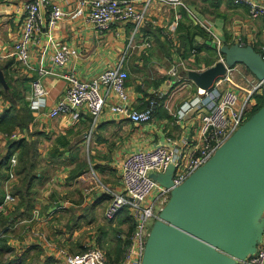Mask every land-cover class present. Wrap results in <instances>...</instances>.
Listing matches in <instances>:
<instances>
[{"label": "crops", "instance_id": "crops-1", "mask_svg": "<svg viewBox=\"0 0 264 264\" xmlns=\"http://www.w3.org/2000/svg\"><path fill=\"white\" fill-rule=\"evenodd\" d=\"M82 1L85 3L83 8L88 9L89 0H48V3L49 6L58 4L65 11H71ZM183 1L184 5L176 7L151 2L145 11L144 21L136 31L132 22L114 21L109 29L101 32L82 16H76L62 18L55 29L48 32L45 19L41 30L30 39V61L26 66L19 63L13 54V44L22 26L24 0H0V72L4 78L0 85L5 84L10 92V96H4L3 103H0V117L7 108H27L30 118L22 120L12 132L17 133L15 139L35 143L30 153L36 158L32 167L35 178L30 190L33 208L15 220L7 237L13 251L21 254L28 251V254H32L33 264H58V261L63 264L58 254L60 249L77 253L89 243H94L96 247L99 245L108 259H113V250L107 249L111 243L115 245L113 230L119 229L130 237L134 227L129 231L128 220L122 211L114 219L104 217L109 195L102 191V186L117 190L122 188L120 161L131 150L162 142L166 135L179 139L197 134V119L192 124L188 119L178 120L175 117L174 123L160 110L149 123L141 125L109 112L107 107L94 126L93 118L85 108L71 114L49 117L48 110L67 88L68 81L64 74L74 73L81 79L89 80L106 68L120 65L126 73L125 84L130 103L135 108H142L152 89L164 87V82L157 88L149 87L145 82V76L152 74H143L145 67L149 71L153 68L155 72L163 69L160 64L162 56L151 53V49L155 45L164 48L167 43L165 39L171 36L172 43L181 47V40L175 30L170 36L164 33L169 31L175 12L180 11L182 14L183 10L192 23L199 24L212 36L211 44L216 43L219 37L222 46H230L241 37L257 53L264 45V17H250L246 4H234L231 0ZM135 4L137 9L142 8L141 0H135ZM44 12L46 17L47 12ZM146 38L151 40L149 47L144 44ZM196 38L199 42L203 41L199 36ZM56 42L68 44L77 50L76 55L63 66L52 63L51 55ZM178 48L164 58L169 63L172 59L170 67L176 66L180 76L184 70L203 69L219 59L220 48L215 54L202 49L198 55H194V50L177 52ZM233 65L237 73L234 72L233 79L225 86L241 93L245 85L240 83H245L243 80L246 81L250 76L257 78L260 65L244 49L237 53ZM39 67H46L52 73L41 76L48 91L44 104L39 109H31L27 97L31 91V80L38 77ZM164 72L166 70L154 74L164 76ZM238 73L242 75L241 80H236ZM168 78L170 84L167 85L166 94L175 84L171 77ZM91 127L92 132L87 141L85 134ZM7 140L0 138L2 154L7 150ZM121 141L123 144L120 145ZM18 152L16 150L14 153ZM89 171L94 172L95 180L85 183ZM5 184L3 179L1 188L4 193ZM18 202L19 197L14 204ZM35 247L38 249L37 255L34 254Z\"/></svg>", "mask_w": 264, "mask_h": 264}, {"label": "built area", "instance_id": "built-area-1", "mask_svg": "<svg viewBox=\"0 0 264 264\" xmlns=\"http://www.w3.org/2000/svg\"><path fill=\"white\" fill-rule=\"evenodd\" d=\"M153 1L171 7L184 5L183 0H141L142 8L137 9L135 0H89L88 9L83 8L85 3L82 1L75 9L65 11L58 4L49 6L48 0H24L21 30L13 44L14 57L19 63L29 65L30 39L41 30L45 19L48 32L55 29L62 18L76 16H82L87 23L101 32L109 29L114 21L132 22L134 31H136L144 21L147 7ZM231 1L234 4H246L249 16L252 18L264 17V0ZM44 11L47 12L46 17ZM181 17L180 11L175 12L169 31L165 32V35H172ZM216 41L221 45L219 37ZM144 44L149 47L151 40L146 38ZM234 44L247 45L241 37L237 38ZM76 53L77 50L74 47L56 42L51 55L52 63L56 66H63ZM218 53V60L224 61V57L220 55V52ZM258 53L264 61V45ZM167 72L170 76L181 80L176 66L170 67ZM234 72V65H226L225 74L216 79L210 88L197 87V95L180 105L177 119H188L192 124L197 119V134L179 139L166 135L162 142L131 150L120 161L122 188L117 190L107 185L102 186V189L109 195L104 217L108 220L114 219L124 208H127L137 223V228L133 230L130 241L124 244L123 256L111 262L103 250L96 246H87L77 253L60 249L58 254L63 264H142L151 231V229L146 231V221L150 218L161 219L156 214V208L162 211L171 197V191L182 185L198 168L205 165L243 124L248 118L249 107L254 103V95H264V77L257 78L250 87L245 88L243 95L237 89L223 85V82L226 84L233 79ZM37 73L38 77L31 80V91L27 97L31 109H39L44 104L48 91L41 76L52 73V71L46 67H39ZM63 76L68 81L67 88L48 110V116L71 114L80 108H85L93 118L92 126L95 125L106 107L109 112L120 115L135 125L147 124L155 116V111L159 106L158 99L167 93L163 88L152 89L145 105L142 108H135L130 103L125 84L126 73L120 65L106 68L89 80L81 79L74 73H67ZM0 103H3L1 93ZM91 132L92 127L85 134L87 141L90 139ZM16 135L17 133L14 132H0V138H14ZM17 162V154L12 153L7 163L8 176L5 183L16 178ZM166 175L170 178L169 185L161 182ZM15 200L16 196L6 190L0 201V212L10 209ZM262 227L261 238L256 244V250L243 258L232 256L236 264H264V211ZM119 235L125 238L123 233Z\"/></svg>", "mask_w": 264, "mask_h": 264}, {"label": "water", "instance_id": "water-1", "mask_svg": "<svg viewBox=\"0 0 264 264\" xmlns=\"http://www.w3.org/2000/svg\"><path fill=\"white\" fill-rule=\"evenodd\" d=\"M246 50L264 77V61L251 45L222 46L224 61L181 73L197 87L210 88L226 65ZM0 81L4 78L0 72ZM162 183L169 185L166 175ZM264 211V102L214 156L171 197L151 228L142 264H236L232 256L252 253L262 234Z\"/></svg>", "mask_w": 264, "mask_h": 264}, {"label": "trees", "instance_id": "trees-1", "mask_svg": "<svg viewBox=\"0 0 264 264\" xmlns=\"http://www.w3.org/2000/svg\"><path fill=\"white\" fill-rule=\"evenodd\" d=\"M182 15L183 17H181V19L178 21L175 29V32L178 34L181 40V47H177L178 51L185 53L187 50L189 52L195 50L194 55H198L200 50L205 49L207 53L215 54L216 43L211 44L212 36L208 34L199 24L192 23L187 18V14L184 10ZM184 18L187 21L184 20ZM197 36L203 38V41L199 42V40L196 38ZM7 93L10 94V92ZM7 93L5 96L9 97ZM257 97L258 106L255 105L251 115L263 105L264 95L257 94ZM21 110L24 112L19 113L18 108L16 107H13L12 109H5V113L0 117V130L2 132L11 133L15 126H19L21 124L22 120L25 118H30V113L28 112L27 108H25V106H23ZM6 146L7 150L4 154H2L0 151V201L4 196L1 184L3 179H5L7 176L8 159L12 153L18 150V162L15 167V172L17 173L18 178L15 184L12 186L13 188L11 191L13 194L18 195L19 202L12 211L0 212V264H33V260L29 257L28 251L16 255V257L11 259L4 258L3 255L5 252H13V248L8 243L7 234L10 231V228L13 226L15 220L19 216H23L25 213L28 214V212L33 208V203L30 198V190L32 187V181L35 178V175L32 174V167L36 158L34 154H31L30 152L34 150L35 143H28L24 141V139L8 138ZM124 210H126V213L123 214L128 220L129 231H131L134 227L133 218L127 211V208H124ZM117 231L118 233L115 234L116 242L113 247V255H115V257L113 259L110 258L111 261L118 260V257H121L124 250V244L130 241L129 234L127 235L124 233L126 236L125 238H122L119 234L123 231H120L119 229ZM37 251L38 249L35 247L34 254L38 253Z\"/></svg>", "mask_w": 264, "mask_h": 264}, {"label": "rangeland", "instance_id": "rangeland-1", "mask_svg": "<svg viewBox=\"0 0 264 264\" xmlns=\"http://www.w3.org/2000/svg\"><path fill=\"white\" fill-rule=\"evenodd\" d=\"M172 40H173V37H169V38H166L165 41L167 42L165 47L164 48H160L158 46H154L155 48H152L151 49V53L157 55L159 54L160 56H162V59L160 60V64L163 66V69L166 70V72H164V76H161L159 75L161 72H163L164 70L162 69L161 72H155L153 68H150V71L148 70V68H144V71H143V74L146 73V72H151L152 74H148L146 75L145 77V82H147V84H149L150 86L149 87H153V88H157L158 85L159 86H162V82H164V87L163 89L167 90L168 86L170 84V82H167V80L169 81V78L168 77H171V79L175 80V84L171 85V88L168 89V94H166V97L164 99H161L159 98L158 99V102H159V105L155 111V116L158 115V111H162L164 113V115L168 116V119L169 120H173L174 122V118L176 117L177 118V112H178V109L180 107V105L184 102V101H190L195 95H197V86L191 81V80H183L182 77H181V80H177L178 78L177 77H174V76H170V74L167 72L168 69L170 68L171 66V62H172V59L170 61V63L164 58L165 57H169V55L174 52L176 50V48L178 47V44H174L172 43ZM216 41V40H215ZM223 44L219 45L216 41V45H215V51H218V47L221 48ZM157 47V48H156ZM150 52V51H149ZM179 52V51H177ZM220 52V55L224 56V54L219 50ZM219 54V53H218ZM170 64V65H169ZM169 65V67L167 66ZM168 67V68H166ZM179 71V70H178ZM154 73H159L158 75L157 74H154ZM237 72H235L236 74ZM169 75V76H168ZM246 75V74H245ZM247 77V76H246ZM242 78V75L241 73H238L237 76H236V80H241ZM183 80V81H182ZM248 81H245L243 80L245 83L242 84V82L240 83L241 85H245V88H248L250 87V85L255 82L257 80V78L255 77H247ZM151 81V82H150ZM145 82H144V86H145ZM223 85H225V82L222 83ZM245 88H243L241 90V95H243L245 93ZM8 92V89L7 87L5 86V84H3V86L0 85V93L2 95V98L5 96V94ZM8 96H10V94L7 93ZM6 98V97H5ZM4 101V100H3ZM254 103H252V105L249 107V113H248V117L251 115V112L252 110L254 109L255 105H257L258 103V97H257V94L254 95V99H253ZM162 107V108H161ZM18 111L19 113H22L24 112L23 110H21V108H18ZM21 115H24V114H21ZM175 123V122H174ZM12 133V132H11ZM120 145L123 144V141H121V143H119ZM85 157V156H84ZM94 172H88L87 175H86V179H85V183H87L86 181H89V180H95V176H93ZM8 176V175H7ZM7 176L5 178V181L7 179ZM94 177V178H93ZM17 178H18V175L16 173V180L13 179V180H10L9 183H6L5 184V191H9L10 193H12V186L15 184V182L17 181ZM15 180V182H14ZM82 183V181H81ZM95 183V181H94ZM96 183H98V181L96 180ZM102 191H105V190H102ZM13 194V193H12ZM154 194H156V192H154ZM16 196V199L18 198V195L17 194H13ZM107 198V197H106ZM109 198V196H108ZM149 199V197H148ZM158 205H162L160 203H158ZM15 204H12L10 206V209L7 210V212H10L11 209H14L15 208ZM157 209V215L160 217V209L156 208ZM127 211L129 212V214L131 215V212L129 209H127ZM122 213H126V210H122ZM132 217V215H131ZM133 218V217H132ZM157 220H162V219H157V218H150L146 221V225H147V228H146V231L150 230L152 228V226L154 225V223L157 221ZM133 221H134V231L136 230L137 228V223H136V220L133 218ZM163 221V220H162ZM118 229H114L113 230V240L114 242H116V239H115V234L118 233L117 231ZM117 231V232H116ZM124 234V233H123ZM125 235V234H124ZM103 238V236H101V239ZM56 243V242H55ZM58 244V243H56ZM113 245L114 244H110V246L107 248V249H112L113 250ZM58 246H62V245H58ZM87 246H96L94 243H89L87 245H85L84 248H82L81 250L83 251ZM97 247H99L101 250L102 247H100L99 245H97ZM106 248V247H105ZM124 248V247H123ZM256 250V247L254 249V251ZM253 251V252H254ZM103 252L105 253V251L103 250ZM21 253H18L17 251H13L12 253H8V252H5V254L3 255L4 258H8V259H11V258H14L16 257V255H19ZM39 254V253H36V255ZM106 255V253H105ZM32 256V254L30 255L29 254V257ZM123 256V254H122ZM107 257V255H106ZM31 258V257H30ZM108 258V257H107ZM119 258V257H118ZM121 258V257H120ZM119 258V259H120ZM111 261V260H109ZM116 261V260H115ZM111 262H114V261H111ZM52 264H57L56 263H52ZM58 264H61L59 261H58Z\"/></svg>", "mask_w": 264, "mask_h": 264}]
</instances>
